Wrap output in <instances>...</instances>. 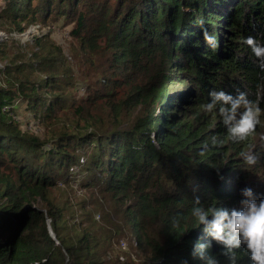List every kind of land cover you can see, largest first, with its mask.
Returning a JSON list of instances; mask_svg holds the SVG:
<instances>
[{
  "label": "trees",
  "instance_id": "16d2710c",
  "mask_svg": "<svg viewBox=\"0 0 264 264\" xmlns=\"http://www.w3.org/2000/svg\"><path fill=\"white\" fill-rule=\"evenodd\" d=\"M2 3L0 22L13 32H24L39 18L44 24L52 14L67 16L79 51L104 59L103 74L110 76L102 78L103 93L67 105L61 92L74 83L63 85L57 73L34 82L24 73L48 72L39 60L27 69H0L3 80L18 74L0 86V171L15 176L0 173V264H126L109 253L112 242L124 237L132 238L144 264H206L199 252L193 255L202 243L210 244L205 256L231 264L224 246L193 216V202L199 198L205 208L240 210L246 188L257 201L264 199V112L255 133L234 142L218 109L208 113L204 105L210 91L223 90L245 92L264 110V70L244 43L251 36L264 44V0ZM204 28L216 37V48L204 41ZM41 91L48 98H40ZM21 99L27 109L37 104L44 122L66 110L93 123L99 101L108 110L112 125H96L97 132L76 140L94 145L85 162V189L96 197L86 206L88 221L81 233L75 226L73 237L60 236L62 219L49 202L56 184L47 162L71 170L74 148L55 140L48 150L40 138L21 131L14 116V103ZM247 152L257 156L255 165L243 159ZM80 163L82 158L77 167ZM99 203L101 226L93 217ZM47 219L56 240L49 236ZM235 251V264H252L245 245Z\"/></svg>",
  "mask_w": 264,
  "mask_h": 264
},
{
  "label": "rangeland",
  "instance_id": "374dc122",
  "mask_svg": "<svg viewBox=\"0 0 264 264\" xmlns=\"http://www.w3.org/2000/svg\"><path fill=\"white\" fill-rule=\"evenodd\" d=\"M2 4V0H0V7ZM35 4L36 1H34ZM1 11L2 9H0V13ZM34 23L38 26L35 32H28V29H26L24 32L18 33V31L13 32L9 25L2 27V22H0V69L5 65L27 69V64H33L39 60L41 69L48 70V72L38 73L25 70L24 73L28 76L29 81L40 82L45 76L57 73L56 80L62 81L63 85L74 83L71 88L61 92L67 105L85 100L87 96H93L95 93H103L102 78L110 76L103 74L100 65L105 64V60L93 55L84 56L79 51L78 41L70 35L73 24L70 23L68 17L56 18L55 14H52L46 20V23L43 24L41 18L35 20ZM34 58H36L35 61H33ZM15 76H18V74H5L3 80L1 71L0 86L5 88L6 82L4 81L8 79L12 81ZM9 83L12 84V82ZM39 96L40 98H48L43 91L39 93ZM47 100H49L48 104L52 103V99ZM14 104L18 106L14 111V116L18 117L21 131L40 138L48 150L52 148L55 140H60L59 143L69 144L74 148L71 154L76 159L71 165L74 166L71 170H69L70 168L66 170L58 169L57 166L47 162L48 176L54 179L56 184L51 187L49 202L62 219L59 223L60 236L63 238L73 237L75 226H79L81 233L82 222L88 221L87 214L90 209L86 206L88 202H94L96 197H92L91 192L85 189V184L89 179L85 171V162L94 145L79 144L76 143V140L81 135L97 132L96 125L105 123L109 126L111 121L108 120L106 115L108 110L99 101L96 109L91 112V116L94 117L93 123L87 124L84 118L78 119L72 112L66 110H63V112L55 111L53 118L44 122L43 114L38 111L37 104L30 109H27V103L23 99L16 101ZM41 106H47V103ZM61 140L63 141L61 142ZM81 158L84 163H80L82 166L77 167ZM42 162H44V159L41 160ZM2 172L11 178H15L13 173L9 171L1 170L0 173ZM36 205L43 208V204L39 199ZM99 205L98 211L93 217L94 222L101 226L104 210L101 208L100 203ZM131 240L132 238L127 237L115 239L112 242L111 249H109V253L115 255L111 260L116 261V256H122L128 264H144L140 250L131 246ZM116 245L126 249L122 251L120 246L116 249Z\"/></svg>",
  "mask_w": 264,
  "mask_h": 264
},
{
  "label": "clouds",
  "instance_id": "9594fccd",
  "mask_svg": "<svg viewBox=\"0 0 264 264\" xmlns=\"http://www.w3.org/2000/svg\"><path fill=\"white\" fill-rule=\"evenodd\" d=\"M37 28L38 26L31 25L28 32H35ZM202 37L210 47L218 46L216 37L206 28L202 29ZM244 43L251 48L257 58L258 67L264 70V44L258 43L251 36L247 37ZM209 97L210 102L204 105L205 112L211 113L218 109L231 140L243 141L255 133L264 110L257 102L249 100L247 93L238 92L232 95L223 90H212ZM213 139L215 142V138ZM261 139H264V136ZM242 155L248 165L257 163L258 158L254 153L247 152ZM242 195L245 199L240 201V210L215 206L205 208L200 204L199 198H196L193 202L195 205L193 216L198 220V224L203 225V232L207 236L224 246L225 255L229 257L231 264H235L237 259L235 250L241 245L246 246L252 264H264V199L257 201L252 190L248 188L242 190ZM209 247V243L197 244L194 246L193 255L199 252L200 258L205 259L206 264H217L214 257L205 256V251Z\"/></svg>",
  "mask_w": 264,
  "mask_h": 264
},
{
  "label": "water",
  "instance_id": "95a60500",
  "mask_svg": "<svg viewBox=\"0 0 264 264\" xmlns=\"http://www.w3.org/2000/svg\"><path fill=\"white\" fill-rule=\"evenodd\" d=\"M48 220H49V219L46 220V226H47V230H48L49 236H50L53 240H55L56 237H55L54 233H53L52 230H51V227H50V221H48ZM56 244H58V242H57Z\"/></svg>",
  "mask_w": 264,
  "mask_h": 264
}]
</instances>
